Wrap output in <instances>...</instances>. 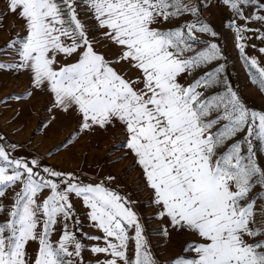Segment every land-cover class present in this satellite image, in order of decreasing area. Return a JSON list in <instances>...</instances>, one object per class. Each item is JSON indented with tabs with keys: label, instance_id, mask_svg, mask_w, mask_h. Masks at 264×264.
<instances>
[{
	"label": "snow or ice",
	"instance_id": "6c2138e0",
	"mask_svg": "<svg viewBox=\"0 0 264 264\" xmlns=\"http://www.w3.org/2000/svg\"><path fill=\"white\" fill-rule=\"evenodd\" d=\"M0 5V26L5 13L23 21L0 45V71L29 77L14 98H51L35 132L75 117L59 151L118 128L109 155L131 158L147 206L113 187L116 175L85 178L0 134V264H264V105L244 99L221 43L229 33L264 95V46L251 43L264 44V0H216L228 10L221 30L201 0ZM149 235L182 238L180 251L161 259Z\"/></svg>",
	"mask_w": 264,
	"mask_h": 264
},
{
	"label": "rangeland",
	"instance_id": "374dc122",
	"mask_svg": "<svg viewBox=\"0 0 264 264\" xmlns=\"http://www.w3.org/2000/svg\"><path fill=\"white\" fill-rule=\"evenodd\" d=\"M201 2L205 4L207 9L204 15L212 21L217 30H221L228 10L221 6H214L216 0H201ZM5 16L7 18L0 26V45H3L15 33L20 32L19 27H13L14 24L21 27L23 25V21L15 16L6 13ZM221 43L228 56L227 63L235 86L241 90V94L249 105L257 109L260 108L264 105V95H261L258 86L253 85L248 80L244 71L240 70L241 61L233 47L231 35L225 33ZM251 43L257 44V40L253 39ZM249 52L256 54L253 53L252 49H249ZM28 88L29 77L26 73H17L12 70L0 71V100L12 97L0 104V134L5 135L9 141L13 140L24 145L21 155L30 153L45 157V154L52 151L55 145L67 139L76 127V119L73 116L63 117L48 131L47 135H45L44 130L35 132V129L40 126L41 120L48 115L46 108L50 105L51 98L47 93L41 92H36L30 99L26 96L24 100L14 98L18 95L24 96ZM117 132L118 128L109 129L107 133L97 131L94 135L83 136L74 147L70 145L67 149L60 148L59 151H52V156L45 158L44 162L61 169L77 170L85 175V178L92 180L100 179L105 174L116 175L117 184L113 187L118 185L121 192L130 193L133 198L138 200L136 209L146 215L147 206L144 203V196L138 195L133 187L134 180L139 178V169L126 168V165L132 163L131 158L114 163L120 152L109 155L113 145L118 143ZM41 140H43L42 143ZM77 208L82 214L83 210L78 202ZM153 227L152 223L146 222V228L149 231ZM84 230L92 232V229L88 227H85ZM149 240L154 246L153 250L162 253L161 259L174 256L180 251L182 244V238H173L172 243L168 245L160 242L155 235H149Z\"/></svg>",
	"mask_w": 264,
	"mask_h": 264
},
{
	"label": "crops",
	"instance_id": "0c3cea01",
	"mask_svg": "<svg viewBox=\"0 0 264 264\" xmlns=\"http://www.w3.org/2000/svg\"><path fill=\"white\" fill-rule=\"evenodd\" d=\"M257 46H258V47H260V46H264V44H261L259 41H257ZM256 54H257V53H256ZM12 141H13V140H12ZM53 238L56 239L57 237L54 236ZM35 247H36V245L33 244V245H32V248H35ZM90 259H92L91 254L86 252V253H85V260L87 261V260H90Z\"/></svg>",
	"mask_w": 264,
	"mask_h": 264
},
{
	"label": "trees",
	"instance_id": "16d2710c",
	"mask_svg": "<svg viewBox=\"0 0 264 264\" xmlns=\"http://www.w3.org/2000/svg\"><path fill=\"white\" fill-rule=\"evenodd\" d=\"M5 137H6V136H5ZM10 142H14V141L10 140Z\"/></svg>",
	"mask_w": 264,
	"mask_h": 264
}]
</instances>
